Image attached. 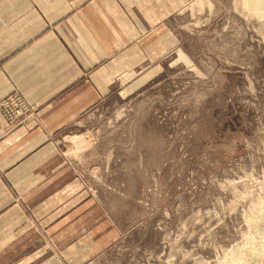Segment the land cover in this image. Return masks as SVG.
<instances>
[{
  "label": "rangeland",
  "instance_id": "374dc122",
  "mask_svg": "<svg viewBox=\"0 0 264 264\" xmlns=\"http://www.w3.org/2000/svg\"><path fill=\"white\" fill-rule=\"evenodd\" d=\"M164 23L101 59L100 95L55 137L47 264L264 263V0H188Z\"/></svg>",
  "mask_w": 264,
  "mask_h": 264
},
{
  "label": "crops",
  "instance_id": "0c3cea01",
  "mask_svg": "<svg viewBox=\"0 0 264 264\" xmlns=\"http://www.w3.org/2000/svg\"><path fill=\"white\" fill-rule=\"evenodd\" d=\"M187 1L0 0V100L18 90L36 112L8 132L0 113V257L6 263L47 264L44 191L59 178L55 137L86 110L87 91L92 99L100 95L101 59L109 64L110 57L131 56L140 30L164 25Z\"/></svg>",
  "mask_w": 264,
  "mask_h": 264
},
{
  "label": "built area",
  "instance_id": "2783aa9c",
  "mask_svg": "<svg viewBox=\"0 0 264 264\" xmlns=\"http://www.w3.org/2000/svg\"><path fill=\"white\" fill-rule=\"evenodd\" d=\"M26 101L17 93H12L0 101V111L4 118V131L12 129L13 126L20 124L26 113L29 112Z\"/></svg>",
  "mask_w": 264,
  "mask_h": 264
},
{
  "label": "bare ground",
  "instance_id": "6f19581e",
  "mask_svg": "<svg viewBox=\"0 0 264 264\" xmlns=\"http://www.w3.org/2000/svg\"><path fill=\"white\" fill-rule=\"evenodd\" d=\"M32 121V120H31ZM30 121V122H31ZM33 122V121H32ZM30 124V123H29ZM32 124V123H31ZM255 216V215H254ZM257 217L261 220V221H264V215H260L259 216L257 215ZM257 218V219H258ZM264 225V224H263ZM264 244V243H263ZM263 244L261 246H263ZM249 248V247H248ZM257 248V247H255ZM260 248V247H259ZM250 249V248H249ZM253 249V248H252ZM261 249V248H260ZM264 249V248H262ZM262 252L259 253V251H256V250H253V251H250L248 253V259H250L251 261H253V259H256V257H258V255H260ZM264 254V253H263ZM262 254V255H263ZM237 255V256H236ZM246 257V254L244 253H240V252H237V254H235V257L231 258V262L228 260V264H250L251 262H248V260L245 258ZM230 262V263H229ZM260 264H264V263H260Z\"/></svg>",
  "mask_w": 264,
  "mask_h": 264
}]
</instances>
